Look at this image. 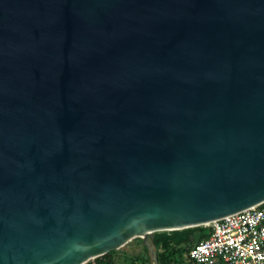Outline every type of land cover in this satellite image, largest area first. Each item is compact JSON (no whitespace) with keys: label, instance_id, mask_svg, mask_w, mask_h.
<instances>
[{"label":"water","instance_id":"1","mask_svg":"<svg viewBox=\"0 0 264 264\" xmlns=\"http://www.w3.org/2000/svg\"><path fill=\"white\" fill-rule=\"evenodd\" d=\"M262 203L264 0H0V264Z\"/></svg>","mask_w":264,"mask_h":264},{"label":"built area","instance_id":"2","mask_svg":"<svg viewBox=\"0 0 264 264\" xmlns=\"http://www.w3.org/2000/svg\"><path fill=\"white\" fill-rule=\"evenodd\" d=\"M189 257L197 264H264V203L208 225Z\"/></svg>","mask_w":264,"mask_h":264},{"label":"trees","instance_id":"3","mask_svg":"<svg viewBox=\"0 0 264 264\" xmlns=\"http://www.w3.org/2000/svg\"><path fill=\"white\" fill-rule=\"evenodd\" d=\"M210 234L211 229L207 226L171 232H157L155 242L158 249L159 264H197L190 259V250L197 243L209 238ZM142 247L146 256L137 255L131 264H150L148 251L143 242ZM122 249L110 251L88 264H122L118 261L125 252Z\"/></svg>","mask_w":264,"mask_h":264},{"label":"rangeland","instance_id":"4","mask_svg":"<svg viewBox=\"0 0 264 264\" xmlns=\"http://www.w3.org/2000/svg\"><path fill=\"white\" fill-rule=\"evenodd\" d=\"M141 240V241H140ZM123 255L118 260L120 263L124 264H131L133 259L136 258L137 255L140 256H146L145 252L142 247V239L134 240L133 242L127 244L125 247H123Z\"/></svg>","mask_w":264,"mask_h":264},{"label":"crops","instance_id":"5","mask_svg":"<svg viewBox=\"0 0 264 264\" xmlns=\"http://www.w3.org/2000/svg\"><path fill=\"white\" fill-rule=\"evenodd\" d=\"M123 255V254H122ZM122 255H121V257H122Z\"/></svg>","mask_w":264,"mask_h":264}]
</instances>
